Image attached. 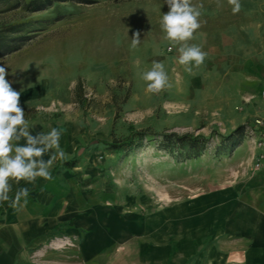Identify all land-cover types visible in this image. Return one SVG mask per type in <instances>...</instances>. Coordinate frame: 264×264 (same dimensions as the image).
<instances>
[{
    "label": "rangeland",
    "instance_id": "rangeland-1",
    "mask_svg": "<svg viewBox=\"0 0 264 264\" xmlns=\"http://www.w3.org/2000/svg\"><path fill=\"white\" fill-rule=\"evenodd\" d=\"M27 1L0 0V32L16 27L28 38L1 56L0 66L20 92L31 133L61 130L60 147L76 160L67 171L73 185L149 211L212 189L243 192L260 184L264 0H240L237 14L227 0L219 6L217 0H193L202 5V27L187 43L208 55L192 72L178 63L185 42L167 39L160 27L168 11L164 0H38L45 5L35 12L26 11ZM214 22L222 28L211 29ZM137 31L141 41L132 48ZM154 61L168 76L169 86L159 92L148 91L143 79ZM238 125L245 126L242 141L229 154H216L219 135ZM129 126L200 134L209 141L191 159L178 146L169 151L158 136L124 150L104 144L124 138ZM53 240H62V249L76 244L74 236L56 235L41 247Z\"/></svg>",
    "mask_w": 264,
    "mask_h": 264
},
{
    "label": "crops",
    "instance_id": "crops-1",
    "mask_svg": "<svg viewBox=\"0 0 264 264\" xmlns=\"http://www.w3.org/2000/svg\"><path fill=\"white\" fill-rule=\"evenodd\" d=\"M56 164L50 180L12 182L10 195L27 187L29 196L0 204V264H264V171L254 189H212L143 211L76 187L71 168ZM56 235L76 237L75 247H41Z\"/></svg>",
    "mask_w": 264,
    "mask_h": 264
},
{
    "label": "clouds",
    "instance_id": "clouds-1",
    "mask_svg": "<svg viewBox=\"0 0 264 264\" xmlns=\"http://www.w3.org/2000/svg\"><path fill=\"white\" fill-rule=\"evenodd\" d=\"M168 11L162 15L160 27L166 33V38L182 43L178 48V63L185 66V70L192 72L193 65H202L207 53L196 44H189L194 32L202 27L199 19L202 15L200 8L193 0H164ZM232 6V13L240 12V0H227ZM219 6V0H217ZM140 32L133 34L131 47L140 44ZM8 75L5 66H0V204L10 202V207H17L23 200L27 203L29 189L18 188L14 197L12 182L20 181L35 183L37 178L50 180L51 169L57 159H65L66 153L60 147L61 130L51 128L48 132H39L35 135L29 130V123L25 119V111L20 106V92L16 91L6 79ZM143 79L148 81L147 89L150 92H159L168 85V76L164 65L153 62L151 70L143 74ZM25 140L23 145L13 141ZM54 150V151H53ZM51 151L50 158L43 156Z\"/></svg>",
    "mask_w": 264,
    "mask_h": 264
},
{
    "label": "trees",
    "instance_id": "trees-1",
    "mask_svg": "<svg viewBox=\"0 0 264 264\" xmlns=\"http://www.w3.org/2000/svg\"><path fill=\"white\" fill-rule=\"evenodd\" d=\"M86 3L91 2L86 1ZM44 5L45 4L38 0H29L24 4V7L26 11L35 12L42 10ZM9 29L10 30L0 32V57L17 51L28 39L26 35L16 34L19 32L18 28L12 27ZM244 131L245 126L238 125L227 135H219L220 144L216 148V154H229V152L234 150V148L242 141ZM147 135L160 137L161 143L165 147H169V151H171V149L175 146L182 148L184 150L183 153L185 159L197 158L201 156L209 141V137L207 138L200 134H178L175 132L147 133L144 130L135 131L132 126H129L128 133L124 138L113 140L109 144L104 142V144H107L110 149L124 150L137 146ZM79 150V147L76 148L75 154H77ZM75 163V159H58L54 169L59 166L63 168H72L75 166Z\"/></svg>",
    "mask_w": 264,
    "mask_h": 264
},
{
    "label": "built area",
    "instance_id": "built-area-1",
    "mask_svg": "<svg viewBox=\"0 0 264 264\" xmlns=\"http://www.w3.org/2000/svg\"><path fill=\"white\" fill-rule=\"evenodd\" d=\"M256 165H257V166H259V164H258V163H257Z\"/></svg>",
    "mask_w": 264,
    "mask_h": 264
}]
</instances>
